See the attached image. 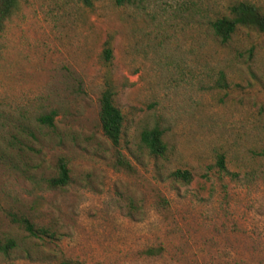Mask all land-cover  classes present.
I'll use <instances>...</instances> for the list:
<instances>
[{"label":"rangeland","instance_id":"374dc122","mask_svg":"<svg viewBox=\"0 0 264 264\" xmlns=\"http://www.w3.org/2000/svg\"><path fill=\"white\" fill-rule=\"evenodd\" d=\"M231 1H18L0 31V242L18 247L0 264H264V33L212 36L205 16ZM106 79L117 146L98 124ZM153 126L162 157L139 145ZM60 157L69 181L50 188ZM12 215L57 234L30 238Z\"/></svg>","mask_w":264,"mask_h":264},{"label":"trees","instance_id":"16d2710c","mask_svg":"<svg viewBox=\"0 0 264 264\" xmlns=\"http://www.w3.org/2000/svg\"><path fill=\"white\" fill-rule=\"evenodd\" d=\"M19 0H0V31L3 29L7 19L15 12L18 6ZM86 1L89 4L88 0ZM115 5H126L133 3V0H111ZM212 17L205 16V23L208 30L211 32L218 41L224 43L227 42L232 34L238 28H248L257 32L264 33V13L247 0H234L229 2L225 11L214 13ZM100 57L104 62H107L112 57L111 36H106L102 43V49ZM113 90L109 84V80H105L104 87L100 91L98 96V124L103 136L113 145L117 146L122 129V115L119 109L113 103ZM54 111H50L47 114L41 115L38 121L45 123L48 126L52 125ZM139 145L143 147L151 156L162 157L166 154L167 145L162 139V132L158 127H147L141 129L138 135ZM116 163L120 166L129 167L128 162L124 160L119 154H117ZM216 166L220 169H224L223 156L218 155L215 161ZM170 176L173 179L180 180L184 183H188L192 176L186 169H175L171 171ZM69 181V169L67 163L63 158H58L55 164V175L49 177L46 180L47 185L50 188H61L65 186ZM14 222H16L26 235L33 239H53L56 236V232L45 226H39L32 223L25 216H11ZM18 245L12 238H6L3 242H0V253L7 255L10 251L17 248ZM27 258H31V255L40 256V250H32L29 247L21 249ZM159 247H148L143 253L145 255L158 254ZM55 264H80L78 261L61 258Z\"/></svg>","mask_w":264,"mask_h":264}]
</instances>
